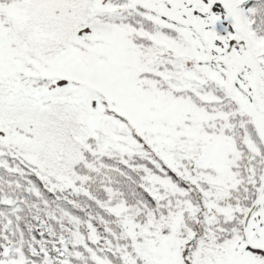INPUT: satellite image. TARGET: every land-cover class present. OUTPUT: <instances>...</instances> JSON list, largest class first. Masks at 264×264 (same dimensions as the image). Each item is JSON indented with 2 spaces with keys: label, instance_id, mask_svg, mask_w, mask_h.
Wrapping results in <instances>:
<instances>
[{
  "label": "snow or ice",
  "instance_id": "1",
  "mask_svg": "<svg viewBox=\"0 0 264 264\" xmlns=\"http://www.w3.org/2000/svg\"><path fill=\"white\" fill-rule=\"evenodd\" d=\"M0 264H264V0H0Z\"/></svg>",
  "mask_w": 264,
  "mask_h": 264
}]
</instances>
